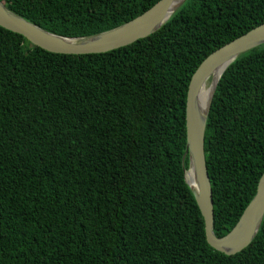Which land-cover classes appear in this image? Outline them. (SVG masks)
<instances>
[{
	"label": "trees",
	"instance_id": "16d2710c",
	"mask_svg": "<svg viewBox=\"0 0 264 264\" xmlns=\"http://www.w3.org/2000/svg\"><path fill=\"white\" fill-rule=\"evenodd\" d=\"M67 38L113 30L161 0H0ZM264 24V0H188L120 50L58 55L0 27V264H264V221L236 256L207 242L185 180L191 79ZM215 234L264 174V46L217 87L205 136Z\"/></svg>",
	"mask_w": 264,
	"mask_h": 264
},
{
	"label": "water",
	"instance_id": "95a60500",
	"mask_svg": "<svg viewBox=\"0 0 264 264\" xmlns=\"http://www.w3.org/2000/svg\"><path fill=\"white\" fill-rule=\"evenodd\" d=\"M188 0H161L138 18L113 30L93 36L67 38L50 33L25 20L0 1V27L23 36L32 45L49 53L70 56L107 54L147 39L159 32ZM264 46V24L211 54L193 75L186 106L189 169L185 180L205 220L209 245L217 252L236 256L252 245L264 221V174L257 194L235 228L225 237L215 234L212 184L206 161L205 136L213 99L221 78L241 56ZM212 87L206 109L201 94L209 81ZM188 174L191 178L188 179Z\"/></svg>",
	"mask_w": 264,
	"mask_h": 264
},
{
	"label": "bare ground",
	"instance_id": "6f19581e",
	"mask_svg": "<svg viewBox=\"0 0 264 264\" xmlns=\"http://www.w3.org/2000/svg\"><path fill=\"white\" fill-rule=\"evenodd\" d=\"M208 99H209V93L207 89L205 88L201 94V105L204 109H206L207 107ZM190 178L191 176L190 174H188V179L190 180Z\"/></svg>",
	"mask_w": 264,
	"mask_h": 264
},
{
	"label": "rangeland",
	"instance_id": "374dc122",
	"mask_svg": "<svg viewBox=\"0 0 264 264\" xmlns=\"http://www.w3.org/2000/svg\"><path fill=\"white\" fill-rule=\"evenodd\" d=\"M211 87H212V81L210 80L209 83H208V85H207V88H206L207 91H208V93L211 90Z\"/></svg>",
	"mask_w": 264,
	"mask_h": 264
}]
</instances>
